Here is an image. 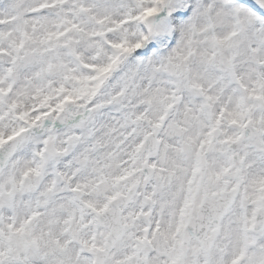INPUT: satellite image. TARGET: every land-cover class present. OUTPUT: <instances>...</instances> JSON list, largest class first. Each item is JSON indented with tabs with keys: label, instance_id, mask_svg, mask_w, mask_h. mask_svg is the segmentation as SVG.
Segmentation results:
<instances>
[{
	"label": "clouds",
	"instance_id": "9594fccd",
	"mask_svg": "<svg viewBox=\"0 0 264 264\" xmlns=\"http://www.w3.org/2000/svg\"><path fill=\"white\" fill-rule=\"evenodd\" d=\"M0 264H264V0H0Z\"/></svg>",
	"mask_w": 264,
	"mask_h": 264
}]
</instances>
